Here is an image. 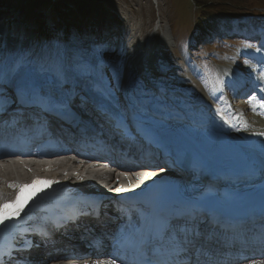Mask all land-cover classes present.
Masks as SVG:
<instances>
[{
	"label": "rangeland",
	"instance_id": "374dc122",
	"mask_svg": "<svg viewBox=\"0 0 264 264\" xmlns=\"http://www.w3.org/2000/svg\"><path fill=\"white\" fill-rule=\"evenodd\" d=\"M214 1L223 14L220 16L222 24L219 22L222 26L219 32L222 34L218 35L215 43L209 42L203 48H200L202 40L190 33L198 7L195 0H108L106 6L116 13L123 29L116 32V40L100 39L96 45L97 40L91 34L79 35L77 39L72 35H63L62 41L57 40L56 37H50L47 30L42 32L35 24L24 26L16 14L10 19L17 22L7 24L9 18L1 7L0 69L10 63V75L13 77H23L26 70L33 74L52 71L62 80L64 78L67 84L78 86L81 93L86 94L101 92L102 89L94 87L89 79L77 71L78 67H86L93 60L100 61V67L104 69L103 81L106 85L112 81L116 90L121 77L119 71L126 62L135 60L139 64L142 52L147 49L145 61L147 72L150 73L152 55L157 50L165 57V69L171 72L169 75L189 81V84L194 81L204 91L219 92L223 100L236 106L232 95L224 93L220 86H230L237 78H246L249 83L258 71L254 66L259 67L261 64L264 68V49L261 48L264 45V25L260 24V21L264 22V0ZM50 2L54 4L58 1ZM44 12L46 19L54 17L50 6ZM239 23L242 24L239 26L241 33L235 35L231 27ZM164 33H167V42H162ZM194 40L197 45L190 44ZM164 43L169 47L164 46ZM263 74L264 69H261L257 76L262 77ZM0 75L4 76V73ZM257 85V82L251 84L250 91ZM241 112V108L236 107L231 115L238 113L242 119L249 117L247 120L251 123L260 120L253 112L249 111L245 117Z\"/></svg>",
	"mask_w": 264,
	"mask_h": 264
},
{
	"label": "bare ground",
	"instance_id": "6f19581e",
	"mask_svg": "<svg viewBox=\"0 0 264 264\" xmlns=\"http://www.w3.org/2000/svg\"><path fill=\"white\" fill-rule=\"evenodd\" d=\"M166 37H167V33H164L163 34L164 41L162 42H167ZM164 44L166 45L167 43ZM261 48L264 49V45H262ZM147 54H148L147 49L142 52V59H139V64L135 60H129L128 62H126L125 64L126 69L123 78V83H124L123 87L126 89H130L131 87L132 90V87L135 86L136 87L135 91L140 90L142 93H144V95L145 92H149V93L152 92V88L155 87V89L158 90L157 93L161 92V95H165L166 97H169L168 98L169 102L167 101L165 102L164 98L162 96L161 97L158 96V94L156 93H151L152 96L150 95L149 97V99L153 102L152 104L156 106L155 109H157L159 113H162L161 116L165 118H169V117H167L166 115V110L168 109V107L164 105H170L171 107L182 108L187 111L185 114L189 116L188 113L192 112V110L193 112H195L197 110L196 106H199L205 102L208 106L207 110H201L199 111V113H193V120H194L193 123L199 125L200 127L196 129L190 123H186V125L180 127V129L186 135H188L190 138L194 140L197 149L205 148L206 146L204 145L198 147L200 141H205L208 144L212 145L214 150L220 156H222L223 159L231 155H238L240 157H243L245 160L248 157L240 152V146L246 145L247 148H253V143H257V145L261 148L258 150H264L263 124H259V128L256 131H253L252 130L253 126L244 123L241 119L231 116L225 110L224 106L226 105V103H224L223 96L220 95L219 92L210 93L204 91L201 88V86L197 85L194 81L193 82L190 81L191 83L189 84L188 83L189 81L179 80L173 77L172 75H169L171 72L165 69L166 68V65L164 63L165 57L163 54L157 52V50L152 55L153 57L151 62L153 68L150 70V73H148L147 64H146L147 61H145ZM258 62L260 61H257V63ZM7 64H9V67H7ZM7 64L0 69L2 70L1 72L4 73V76L0 75V89L3 90V94H6V92L10 90L9 86L7 87V89L2 88V85L4 86L6 83H9L7 79V74H9V72L11 71L12 66L10 65V63ZM6 68L8 70H6ZM155 68L156 70H153ZM142 73L146 77L149 76L150 80H152L154 77L157 86H153L152 88L146 89V85L143 83V81L144 79L147 78L143 77L141 79ZM36 75L37 74L35 73L33 74L31 71L26 70V73L23 75V77L24 76L35 77ZM23 77L22 76L19 77L17 75L14 81L10 83L20 82V79ZM53 80H54L53 81L54 84H56L55 87H51L49 85L46 86V88L50 89L52 92L59 90L60 93H64V95L69 98H72L75 94L77 97L73 100V103L76 106H78L83 113L90 112L89 109L90 107L86 103L87 100L86 94H82L81 91L77 88L78 86H71L67 84L66 83L67 81L64 78L61 82L60 80L57 81L54 77ZM246 80H247L246 78L245 79L237 78L229 87L233 88L234 86L239 85L240 83L249 84L252 82L250 80L248 83V81ZM137 81H140V83H137ZM56 82H59V84H57ZM57 85H59L60 87H58ZM138 85L139 87H137ZM261 86L264 87V80H260L259 85H257L254 88H259ZM68 90H72V91H68ZM199 101L200 103H198ZM261 101L264 102V97L261 99ZM152 104L148 103V107H150ZM10 113H12V108L9 110L8 114ZM152 115L153 114L151 113V117ZM214 121L215 123H213ZM217 122L220 124H218ZM92 156L99 157V155H92ZM141 164L144 165V163ZM159 168H163V167H159ZM167 171H169L170 174H174L172 170H167ZM27 172H28L27 170L22 169L21 173H27ZM17 174H19V172L14 174L12 178L13 180L17 179L16 176ZM12 179L7 178V175L4 174L3 172L0 173V195L9 192L12 189V185H13ZM78 226L80 228H83L84 226L83 222L80 223ZM98 228L100 229L99 223H98ZM101 231L102 229L99 232ZM63 247H64L63 241L53 238L51 239V241H49V243L46 245L44 249L48 252H51V251L60 250ZM87 262L89 263H85V264H105L102 260L99 259H90L87 260ZM250 264H264V260L256 261Z\"/></svg>",
	"mask_w": 264,
	"mask_h": 264
},
{
	"label": "trees",
	"instance_id": "16d2710c",
	"mask_svg": "<svg viewBox=\"0 0 264 264\" xmlns=\"http://www.w3.org/2000/svg\"><path fill=\"white\" fill-rule=\"evenodd\" d=\"M57 1L52 4L50 0H0V8L4 9L3 13L9 18L6 20L7 24L11 25L16 21L10 19L13 14H16L24 26L35 24L42 32L47 30L50 37H56L60 41L63 40V35L65 37L72 35L74 39H77L79 35L91 34L97 40L96 45L100 39H105V41L109 38L117 39L116 32L123 29L116 13L106 6L108 0ZM195 1L198 7L190 33L192 36L196 34V38L202 40L200 48H203L209 42L215 43V40L222 34L219 30H222L220 16L223 14L219 12L220 8L216 7L214 0ZM48 6L54 14L50 20L46 19L44 12ZM260 22L264 25L263 21ZM240 25L242 24L231 27L234 34L241 33ZM46 26H49L48 29ZM190 44L197 45V42L194 40ZM94 52H96L95 49Z\"/></svg>",
	"mask_w": 264,
	"mask_h": 264
},
{
	"label": "snow or ice",
	"instance_id": "6c2138e0",
	"mask_svg": "<svg viewBox=\"0 0 264 264\" xmlns=\"http://www.w3.org/2000/svg\"><path fill=\"white\" fill-rule=\"evenodd\" d=\"M100 61L93 60L86 67H78L77 71L81 72L89 79L93 86H99L102 91L100 95L104 100L109 102L120 103L119 98L115 95V86L112 81L107 85L103 81V70L100 67ZM142 98L133 96L129 98V103L132 109L138 115L145 113V108L142 103ZM58 181L36 179L30 185H23L20 188L19 194L13 202L0 205V224H4L6 220L19 217L24 207L32 200L36 194L44 190V186H51ZM194 213L190 209H178L167 216L155 215L151 218V228L148 236V241L151 242L155 237L156 242L160 247L168 248L176 251L185 250L193 245L192 233L189 227L192 223ZM139 221L129 223V228L135 232L138 228ZM183 233V235H182ZM177 245L179 246L177 248ZM0 264H4L3 257L0 255Z\"/></svg>",
	"mask_w": 264,
	"mask_h": 264
},
{
	"label": "water",
	"instance_id": "95a60500",
	"mask_svg": "<svg viewBox=\"0 0 264 264\" xmlns=\"http://www.w3.org/2000/svg\"><path fill=\"white\" fill-rule=\"evenodd\" d=\"M154 1V0H153Z\"/></svg>",
	"mask_w": 264,
	"mask_h": 264
}]
</instances>
